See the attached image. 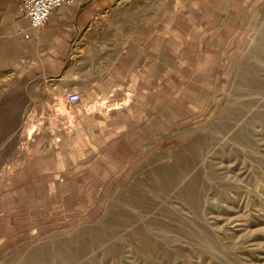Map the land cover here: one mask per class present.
<instances>
[{
    "label": "crops",
    "instance_id": "0c3cea01",
    "mask_svg": "<svg viewBox=\"0 0 264 264\" xmlns=\"http://www.w3.org/2000/svg\"><path fill=\"white\" fill-rule=\"evenodd\" d=\"M19 4L0 0V71L44 78L69 115L57 146L28 145L0 176V260L96 210L139 156L199 134L264 13V0H74L37 28Z\"/></svg>",
    "mask_w": 264,
    "mask_h": 264
},
{
    "label": "rangeland",
    "instance_id": "374dc122",
    "mask_svg": "<svg viewBox=\"0 0 264 264\" xmlns=\"http://www.w3.org/2000/svg\"><path fill=\"white\" fill-rule=\"evenodd\" d=\"M255 26L232 58L224 90L199 134L161 154L139 156L96 210L17 246L0 264L32 262L48 248L139 208L153 194L152 210L137 223L164 239L159 264H167L169 252L175 254L169 264H264V122L255 119L243 130L251 117L236 111L248 70L264 58V13ZM68 115L63 95L44 78L20 69L0 71V176L28 145L49 139L57 146ZM164 179L171 186L162 192ZM145 254L154 256L155 249ZM129 256L119 264H148Z\"/></svg>",
    "mask_w": 264,
    "mask_h": 264
},
{
    "label": "bare ground",
    "instance_id": "6f19581e",
    "mask_svg": "<svg viewBox=\"0 0 264 264\" xmlns=\"http://www.w3.org/2000/svg\"><path fill=\"white\" fill-rule=\"evenodd\" d=\"M236 111L239 115L246 113L247 117H251L243 130L256 122L255 119L264 122V58L258 59L248 70ZM243 137L240 139L245 141ZM170 186V182L164 179L160 190L163 192ZM155 195L146 198L139 208L131 207L123 216L109 218L104 225L90 234H82L48 248L38 258L26 264H100L103 259H106L108 264H119L122 259L130 258V254L146 258L148 264H159L160 258H163L164 249L161 245L165 243L164 239L152 233L143 224L137 223L138 218L152 210L157 197ZM153 237L158 241L155 242ZM153 249L154 256L145 254V251L151 252ZM172 256H175L173 252L167 253V264L172 260Z\"/></svg>",
    "mask_w": 264,
    "mask_h": 264
},
{
    "label": "built area",
    "instance_id": "2783aa9c",
    "mask_svg": "<svg viewBox=\"0 0 264 264\" xmlns=\"http://www.w3.org/2000/svg\"><path fill=\"white\" fill-rule=\"evenodd\" d=\"M73 2L74 0H20L19 8L32 27L44 28L49 24L50 16L56 8ZM78 99L77 92L68 95L71 102Z\"/></svg>",
    "mask_w": 264,
    "mask_h": 264
}]
</instances>
